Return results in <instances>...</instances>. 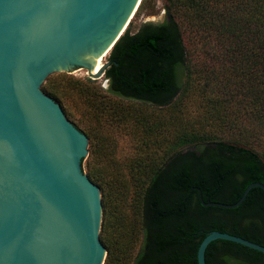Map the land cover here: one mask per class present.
Returning <instances> with one entry per match:
<instances>
[{"label":"trees","instance_id":"obj_1","mask_svg":"<svg viewBox=\"0 0 264 264\" xmlns=\"http://www.w3.org/2000/svg\"><path fill=\"white\" fill-rule=\"evenodd\" d=\"M159 1L165 11L162 21H131L113 46L104 72L106 90L89 77L63 75L68 88L97 115L110 111L118 119L136 116L144 122L146 110L174 109L191 91H198L203 101L221 99L230 109L215 131L183 125L161 156L149 155L134 167L131 209L139 216L142 238L131 264H197L198 246L213 230L264 246L260 188H252L233 209L201 203V197L235 203L250 183L264 184V0ZM155 3L142 0L134 17L142 9L153 10ZM55 77H48L42 89L69 118ZM112 97L136 104L122 105ZM190 145L195 149L177 150ZM93 151L90 141L82 169L103 190L91 169ZM101 203L103 264H122L126 225L112 211L105 191ZM205 262L264 264V253L214 240L205 250Z\"/></svg>","mask_w":264,"mask_h":264},{"label":"water","instance_id":"obj_2","mask_svg":"<svg viewBox=\"0 0 264 264\" xmlns=\"http://www.w3.org/2000/svg\"><path fill=\"white\" fill-rule=\"evenodd\" d=\"M141 1L0 0V264L104 263L101 193L82 169L89 139L41 85L54 72L102 77L109 61L92 74L93 61L112 44L111 52ZM255 187L264 191L252 182L235 203H201L233 209ZM214 240L264 253L213 230L198 246L197 264H206Z\"/></svg>","mask_w":264,"mask_h":264},{"label":"rangeland","instance_id":"obj_3","mask_svg":"<svg viewBox=\"0 0 264 264\" xmlns=\"http://www.w3.org/2000/svg\"><path fill=\"white\" fill-rule=\"evenodd\" d=\"M164 17L163 5L159 0H156L153 10L150 8L142 9L132 21L135 25H139L144 21H162ZM107 60L108 56L105 58L104 63ZM51 75H57L53 82L57 84L58 90L66 101L67 113L71 117L68 118L64 113L66 118L77 129L80 131L86 130L91 136V139L88 138V154L90 141L94 148L91 157V169L93 174L101 181L103 190L96 184L100 189L101 198L105 191L112 211L116 210L117 214L119 212L122 223L126 225L124 247L122 246L124 251L122 264H131L140 247L142 238L141 229L139 228V216L131 209L134 191L132 181L134 167L149 155L161 156L171 145L176 130L183 125L194 127L200 131H215L219 127V121L224 117H228L230 109L225 103L220 102L221 99L211 97L209 101H203L204 98L198 91H191L181 99L174 109L169 106L154 108L152 111L146 110L147 119L144 122L136 116L118 119L110 111H104L97 115L77 92L68 88L69 83L65 77L86 78L88 75L85 70L54 72L48 77ZM46 80L42 83L41 89ZM95 85L101 90H106L108 80L103 75L95 80ZM119 101L122 105L136 104L124 100ZM145 123H148V129H145ZM193 149L195 148L190 145L180 147L177 150ZM120 235H122V232Z\"/></svg>","mask_w":264,"mask_h":264},{"label":"bare ground","instance_id":"obj_4","mask_svg":"<svg viewBox=\"0 0 264 264\" xmlns=\"http://www.w3.org/2000/svg\"><path fill=\"white\" fill-rule=\"evenodd\" d=\"M138 9V8H137ZM133 17L134 16H132V18L131 19H133ZM132 21V20H131ZM123 30V29H122ZM121 30V31H122ZM120 31V32H121ZM112 45V44H111ZM111 45L109 46V48L107 49V51L105 52V54L101 57V58H99V59H96V60H94L93 61V68H92V74H96V73H98V71L101 69V67L103 66V63H104V60H105V58L109 55V53H110V47H111Z\"/></svg>","mask_w":264,"mask_h":264}]
</instances>
